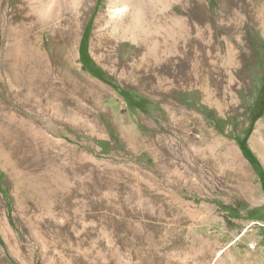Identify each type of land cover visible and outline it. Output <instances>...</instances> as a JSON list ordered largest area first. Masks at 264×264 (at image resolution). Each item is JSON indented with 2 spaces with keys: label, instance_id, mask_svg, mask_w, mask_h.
I'll return each instance as SVG.
<instances>
[{
  "label": "rangeland",
  "instance_id": "obj_1",
  "mask_svg": "<svg viewBox=\"0 0 264 264\" xmlns=\"http://www.w3.org/2000/svg\"><path fill=\"white\" fill-rule=\"evenodd\" d=\"M20 1L47 67L0 81V264H264V0Z\"/></svg>",
  "mask_w": 264,
  "mask_h": 264
},
{
  "label": "bare ground",
  "instance_id": "obj_2",
  "mask_svg": "<svg viewBox=\"0 0 264 264\" xmlns=\"http://www.w3.org/2000/svg\"><path fill=\"white\" fill-rule=\"evenodd\" d=\"M35 1L25 0L20 2H27L32 8ZM15 9L17 10V8ZM124 9L125 6L123 5L118 12H122ZM33 14L34 12L26 14L24 18H32ZM15 16L13 9L0 4V20L3 19V33L7 41V44L4 45L3 50L0 52V81L6 80L7 83L6 87H2L6 93L1 96V99H17L18 101H24V103H31L34 96L38 93L39 83L45 81L44 70L47 65L46 61L40 57L43 56L42 51L35 40L34 34L39 31V28L34 25H28L25 19H15ZM17 100L16 102H18ZM11 116L12 114H8L9 118Z\"/></svg>",
  "mask_w": 264,
  "mask_h": 264
},
{
  "label": "trees",
  "instance_id": "obj_3",
  "mask_svg": "<svg viewBox=\"0 0 264 264\" xmlns=\"http://www.w3.org/2000/svg\"><path fill=\"white\" fill-rule=\"evenodd\" d=\"M87 40H88V29L85 30L81 42H80V55H81V61L83 63L84 68H86L92 75L97 77L98 79L105 81L107 83H111L108 76L101 70L95 62L92 60L91 56H89L87 51ZM264 88H262L263 90ZM119 92L124 97H128V94L125 90L119 88ZM258 106L260 107L259 111L257 112V115H262L263 111L261 112V109H264V92H262L261 96L258 97ZM221 121V120H219ZM218 121V123H219ZM238 143L244 154L248 155V149L245 145V138H237ZM264 178V174L262 176Z\"/></svg>",
  "mask_w": 264,
  "mask_h": 264
}]
</instances>
